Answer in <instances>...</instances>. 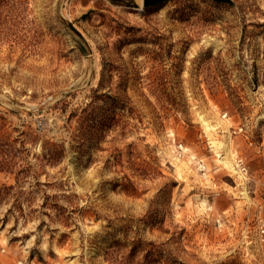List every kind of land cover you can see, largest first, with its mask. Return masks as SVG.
<instances>
[{"label": "rangeland", "instance_id": "obj_1", "mask_svg": "<svg viewBox=\"0 0 264 264\" xmlns=\"http://www.w3.org/2000/svg\"><path fill=\"white\" fill-rule=\"evenodd\" d=\"M232 1L0 0V264H264V0Z\"/></svg>", "mask_w": 264, "mask_h": 264}, {"label": "water", "instance_id": "obj_2", "mask_svg": "<svg viewBox=\"0 0 264 264\" xmlns=\"http://www.w3.org/2000/svg\"><path fill=\"white\" fill-rule=\"evenodd\" d=\"M163 1H165V0H144V5L145 6H153V5L159 4V3L163 2ZM214 1H216V2H225V3L233 4V1L232 0H214ZM55 95H53L48 100H46L45 102H43V104L40 105L38 108L44 107L48 103L49 100H51V99H53L55 97Z\"/></svg>", "mask_w": 264, "mask_h": 264}, {"label": "bare ground", "instance_id": "obj_3", "mask_svg": "<svg viewBox=\"0 0 264 264\" xmlns=\"http://www.w3.org/2000/svg\"><path fill=\"white\" fill-rule=\"evenodd\" d=\"M135 1L138 5V7H137L138 10L144 9V7H145L144 0H135ZM223 161L225 162V164H227V166H229V167L231 166V163H230V160L228 159V157H224Z\"/></svg>", "mask_w": 264, "mask_h": 264}]
</instances>
